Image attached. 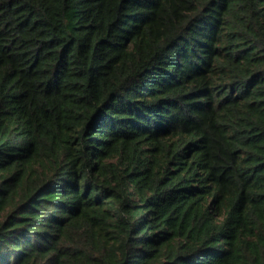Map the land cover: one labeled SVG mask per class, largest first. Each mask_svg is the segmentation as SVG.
Instances as JSON below:
<instances>
[{
	"label": "trees",
	"instance_id": "obj_1",
	"mask_svg": "<svg viewBox=\"0 0 264 264\" xmlns=\"http://www.w3.org/2000/svg\"><path fill=\"white\" fill-rule=\"evenodd\" d=\"M0 264H264V0H0Z\"/></svg>",
	"mask_w": 264,
	"mask_h": 264
}]
</instances>
